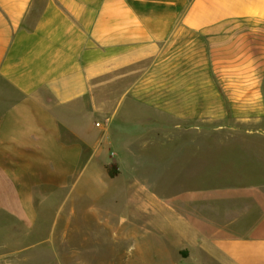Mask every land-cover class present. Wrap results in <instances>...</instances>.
<instances>
[{
  "label": "crops",
  "instance_id": "crops-1",
  "mask_svg": "<svg viewBox=\"0 0 264 264\" xmlns=\"http://www.w3.org/2000/svg\"><path fill=\"white\" fill-rule=\"evenodd\" d=\"M236 21L264 28V0H0L4 232L17 236V223L24 228L22 235L29 236L38 229V203L73 201L70 213L61 206L52 230H43L57 228L65 234L66 218L81 211L77 203L95 200V185L126 183L141 185L131 201V214L143 220L141 264H160L156 260L163 250L173 259L169 264H264V180L247 171L220 172L216 184L174 190L170 175L171 188L163 190L161 169L151 181L117 163L118 176L126 177L117 181L108 169L114 160L99 158L107 145L98 144L94 122L97 100L91 91L96 79L156 55L179 29L219 41L222 36L215 33ZM260 86L251 88L250 95ZM234 92L247 96L238 87ZM180 153L171 147L169 166ZM82 227L78 223L73 230L78 234ZM23 236L14 242V250L28 251V257L6 264H51L47 256H34L33 242H23ZM41 246L40 253L49 250L57 257L55 264H72L60 257L61 242Z\"/></svg>",
  "mask_w": 264,
  "mask_h": 264
},
{
  "label": "rangeland",
  "instance_id": "rangeland-1",
  "mask_svg": "<svg viewBox=\"0 0 264 264\" xmlns=\"http://www.w3.org/2000/svg\"><path fill=\"white\" fill-rule=\"evenodd\" d=\"M218 34L222 36L219 41L179 29L177 36L159 46L156 55L94 81L91 92L97 100L98 144L107 145L99 158L114 160L108 166L110 174L118 176L117 163L125 164L127 172L153 181L161 169L163 190L171 188L170 175L174 190L216 184L220 172L247 171L264 180V28L236 21ZM240 66L262 69L236 70ZM259 84L260 91L251 96L250 89ZM237 87L247 96L237 95ZM171 147L182 153L174 155L177 158L169 166ZM125 178L120 175L117 181ZM140 189L141 185L126 183L95 185V200L91 203L90 197L77 203L81 211L66 218L69 232L65 234L57 228L50 230L57 210L63 206L70 213L73 201L38 203L42 211L38 229L29 236L22 235L24 228L21 231L17 223V236L4 232L6 220L0 217V264L28 257V251L14 250L20 236L23 242H33L34 256H47L51 264L57 257L49 250L47 255L43 254L46 250L40 253L42 243L52 248L61 242L58 252L65 263L141 264L143 220L140 214H131L132 198ZM92 210L98 216L92 213L90 217ZM78 223L83 227L77 234L73 227ZM162 253L156 261L169 264L173 259L168 251ZM75 256L80 262H74Z\"/></svg>",
  "mask_w": 264,
  "mask_h": 264
},
{
  "label": "built area",
  "instance_id": "built-area-1",
  "mask_svg": "<svg viewBox=\"0 0 264 264\" xmlns=\"http://www.w3.org/2000/svg\"><path fill=\"white\" fill-rule=\"evenodd\" d=\"M100 123H98V125H99Z\"/></svg>",
  "mask_w": 264,
  "mask_h": 264
}]
</instances>
